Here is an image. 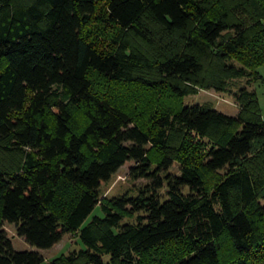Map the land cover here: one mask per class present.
Here are the masks:
<instances>
[{
  "label": "trees",
  "instance_id": "trees-1",
  "mask_svg": "<svg viewBox=\"0 0 264 264\" xmlns=\"http://www.w3.org/2000/svg\"><path fill=\"white\" fill-rule=\"evenodd\" d=\"M262 66L264 0H0V264H264L258 94L184 104Z\"/></svg>",
  "mask_w": 264,
  "mask_h": 264
},
{
  "label": "rangeland",
  "instance_id": "rangeland-1",
  "mask_svg": "<svg viewBox=\"0 0 264 264\" xmlns=\"http://www.w3.org/2000/svg\"><path fill=\"white\" fill-rule=\"evenodd\" d=\"M259 73L264 79V66L258 69ZM247 79H240L231 82L230 90L231 93H217L215 91H200L198 95L186 97L184 104L195 105V104H207L213 106L219 111L233 116L239 113V105L236 103L233 93L239 91L242 87H247L250 91H255L258 94L261 114L264 120V83L257 82L251 85L247 84ZM134 162H129L124 165L111 179L109 182L103 184L100 187L101 198H111L119 196L127 192L132 191L145 183V180L133 182L129 178V172ZM174 173H178L177 168L172 170ZM104 216L100 207H96L93 214L88 218V222L92 220L93 216ZM7 235L12 239L14 249L16 251H36V248L30 246L25 242L24 239L20 238L16 234V226L14 224L5 223L3 226ZM82 247L79 239L75 235H67L64 239L55 245L50 250L40 251L45 258L46 263L51 262L53 259L72 252L73 250L80 249Z\"/></svg>",
  "mask_w": 264,
  "mask_h": 264
}]
</instances>
